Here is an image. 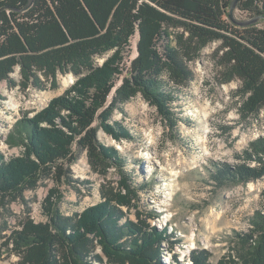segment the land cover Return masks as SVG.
I'll return each mask as SVG.
<instances>
[{
  "label": "trees",
  "instance_id": "trees-1",
  "mask_svg": "<svg viewBox=\"0 0 264 264\" xmlns=\"http://www.w3.org/2000/svg\"><path fill=\"white\" fill-rule=\"evenodd\" d=\"M30 1L0 0V82L44 90L45 79L55 88L60 74L77 78L43 109L14 124L9 138L15 135L24 150L10 159L0 151V206L26 201L24 191L48 178L90 184L72 172L80 152L104 175L112 167L124 173L126 157L98 134L102 128L118 142L132 138L112 116L137 95L156 107L166 135L174 139L182 119L174 104L196 77L190 64L213 42H220L213 53L215 78L221 84L240 81V120L264 114V26L235 24L233 0H32L28 6ZM236 9L250 18L264 16V0H239ZM135 35L137 56L124 73ZM16 70L19 80L11 77ZM235 157L234 164L214 162L207 182L225 187L263 179L264 135ZM56 191L44 202L46 221L28 216L4 242L12 245L17 264H186L165 259L164 243L175 251L183 240L169 227L152 224L155 212L137 210V220L129 217L125 208L138 206L140 190L128 175L103 200L73 215L56 207ZM190 257L192 264H212L207 249ZM217 264H264V213L250 217L247 231H235L230 251Z\"/></svg>",
  "mask_w": 264,
  "mask_h": 264
},
{
  "label": "rangeland",
  "instance_id": "rangeland-1",
  "mask_svg": "<svg viewBox=\"0 0 264 264\" xmlns=\"http://www.w3.org/2000/svg\"><path fill=\"white\" fill-rule=\"evenodd\" d=\"M234 17L239 26L258 24L264 26V17L250 21L249 14L235 10ZM138 35L131 39L123 62L127 73L132 60L137 56ZM161 48L163 42H160ZM220 42H213L192 62L195 79L182 90L180 99L174 104L179 120L174 139L168 134L156 109L142 95H137L117 109L112 121L125 125L132 138L116 141L102 128L99 140L116 146L126 157L125 172L112 167L104 175L89 161L87 152H80L72 165L75 178L89 180L90 184L66 181L57 183L48 178L36 190H25L26 201L18 198L9 206H0V264H17L19 257L4 242L10 234L21 228L28 216L36 221H46L44 202L51 190L56 188L52 199L56 207L66 215L82 212L85 208L105 198L111 188H117L124 175L139 190L137 207L128 210L129 217L137 220L136 211L156 215L152 224L160 228L165 219H170L183 243L175 246L177 253L188 255L195 250L211 252L212 264L230 251L235 231L250 229V217L258 211L264 213V178L247 184L215 187L207 182L209 169L214 162L236 163L235 155L247 147L249 142L264 135V114L259 119L240 120L237 112L236 90L240 81L221 84L215 78L216 61L213 56ZM104 57H99L101 65ZM19 80V70L11 74ZM72 73L58 76V86L45 79L46 89L34 86L22 89L0 82V151L6 159L21 155L23 145H17V137L9 138L14 124L25 114L34 115L49 101L61 95L75 81ZM74 150L77 147L74 146ZM143 186V189H140ZM168 246L164 243V248ZM169 253L165 259H169ZM182 260V259H180ZM188 264V263H187Z\"/></svg>",
  "mask_w": 264,
  "mask_h": 264
},
{
  "label": "built area",
  "instance_id": "built-area-1",
  "mask_svg": "<svg viewBox=\"0 0 264 264\" xmlns=\"http://www.w3.org/2000/svg\"><path fill=\"white\" fill-rule=\"evenodd\" d=\"M169 225H172L171 220L170 219H165V224L162 227H169ZM172 231H174L177 234L176 228H173ZM177 236H179V238H182L180 235H177ZM181 243H183V241L180 242V244ZM177 244H179V243H177ZM174 249H175V247H174ZM175 251H171L169 245L166 248H164V253L165 254L169 253V256H170L169 259L167 260L168 262H172L175 259V257H177L179 260L182 259L181 261L185 262L186 264L187 263L188 264H192V259L190 257V253L188 255H186L185 253H182V255H180V253H177Z\"/></svg>",
  "mask_w": 264,
  "mask_h": 264
},
{
  "label": "water",
  "instance_id": "water-1",
  "mask_svg": "<svg viewBox=\"0 0 264 264\" xmlns=\"http://www.w3.org/2000/svg\"><path fill=\"white\" fill-rule=\"evenodd\" d=\"M238 1H239V0H233L232 3H231V6H230V18H231L234 22H236V23H238V24H245V23L248 22V21H246V22H239V21H237V20L235 19V17H234V14H235V10H236V8H237ZM31 3H32V0L29 2L28 6H30ZM260 17H264V16H259V17L251 18L250 21H255V20H257V19L260 18Z\"/></svg>",
  "mask_w": 264,
  "mask_h": 264
}]
</instances>
